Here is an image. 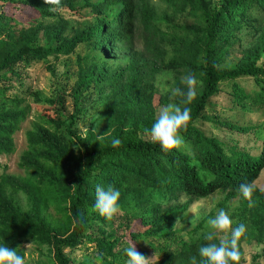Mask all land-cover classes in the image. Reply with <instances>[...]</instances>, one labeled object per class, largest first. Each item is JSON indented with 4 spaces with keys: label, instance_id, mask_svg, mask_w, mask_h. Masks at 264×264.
Wrapping results in <instances>:
<instances>
[{
    "label": "trees",
    "instance_id": "1",
    "mask_svg": "<svg viewBox=\"0 0 264 264\" xmlns=\"http://www.w3.org/2000/svg\"><path fill=\"white\" fill-rule=\"evenodd\" d=\"M165 2L174 11L186 9L196 22L178 27L183 32L178 48L161 64L164 50L157 42L162 39L153 27L152 11L145 0H61L54 11L44 0H0V155L13 151L12 134L29 110L22 105L23 96L8 91L18 69L33 61H56L81 43H89L108 58L112 49L126 47L131 35L138 32L144 36V52L153 72L179 69L182 79L189 73L197 78L196 98L182 104L183 97H168L148 85L136 54L131 53L123 81L101 98L98 117L104 127L102 138L95 139L91 132L80 138L67 126L68 140L59 131L62 122L58 116L39 115L25 133L27 147L17 164L24 176L0 174V245L16 248L22 257L21 242L46 245L55 264H72L65 250L88 243L104 264H123L125 254L118 250L122 237L113 236L114 218L106 220L94 210L96 185L119 190L120 214L126 218L121 228L128 237L123 241L130 246L132 240L147 239V245L159 256L157 264H192L193 257L196 264H207L199 254V247L207 243L203 239L204 219L181 232L172 229V222L191 201L218 191L225 192L224 199H237L240 214L233 227L243 223L248 229L241 239H259L264 227V192L256 188L249 207L238 189L241 183L253 182L264 168L263 131L220 121L213 110L210 118L203 112L206 108L211 111L208 102L222 84L228 86L232 104L242 108L246 104L264 105V64L257 63L264 53V21L252 30L251 46L242 57L231 67L220 66L239 41L237 34L251 27L247 11L254 6L264 13V0H220L215 7L207 0ZM71 17L82 25L74 26ZM42 38L45 45L38 44ZM99 72L95 64L83 69L73 93L106 75V70ZM244 77L253 84L248 91L236 82ZM182 79L175 80L173 89L186 92ZM169 102L190 108L191 122L187 131L181 132L183 146L165 153L140 134L153 125L155 106ZM198 119L235 132L243 144L235 141L227 145L205 134L195 124ZM250 133L253 140L247 146L243 136ZM113 139L120 140L118 147L112 146ZM15 193L23 195L25 208L18 205ZM181 196L187 198L182 205L178 204ZM48 209L58 216L52 217ZM89 223H95V230L89 229ZM106 228L111 231L106 233Z\"/></svg>",
    "mask_w": 264,
    "mask_h": 264
},
{
    "label": "rangeland",
    "instance_id": "2",
    "mask_svg": "<svg viewBox=\"0 0 264 264\" xmlns=\"http://www.w3.org/2000/svg\"><path fill=\"white\" fill-rule=\"evenodd\" d=\"M207 1L210 7H215L218 6L220 0ZM145 2L152 11L153 27L161 35L162 41L157 43L161 50H164L161 59V64H163L174 56L178 48L177 40L183 35V32L178 27L192 24L196 22V19L186 9L180 12L174 11L171 7L172 5L165 2V0H145ZM116 6L118 5L116 4ZM62 14L69 16L65 11ZM247 17L249 18V25L251 27L244 28L237 34L240 38L239 41L231 46L225 58L222 59L220 66H233L251 46L253 40L252 30L260 27L264 21V13L253 6L247 11ZM71 18L75 20L74 17ZM75 22L74 26L75 24L77 27L82 25L80 22ZM65 33L67 34L68 31L66 30ZM128 42V45L124 48L112 49L111 57L108 58L102 55V51L98 48H92L89 43H81L77 45L71 54L60 57L56 61H51L47 64L33 61L27 67L18 69L19 75L12 80V88L8 92L23 96L24 102L22 105H27L29 110L24 120L18 124L16 131L12 134L13 151L10 154L0 155V174L3 173L18 178L24 176V170L18 167L17 164L20 155L27 147L25 133L31 129L33 123L38 121L39 115L41 114L50 117L58 116L62 122V128L59 131L68 140L70 138L66 136L64 131V128L67 126H70L80 138H83L86 132H91L95 139H98V136H102L104 127L98 117L101 109V98L106 93H109L110 89L118 85L117 83L123 81L131 53L136 54L135 60L138 61L137 66H140V70L146 75L143 80L157 92L162 94L167 93L168 97L171 96V90L173 89L175 80L182 79L180 70L177 69L174 71L166 68H158V70L153 72L149 68L150 66H148L151 61L149 55L144 52V36L138 35V32H134ZM38 44L45 45V40L43 38L39 39ZM51 45H55L54 40H52ZM257 63L264 64V53H262ZM91 64L97 65L100 72L101 70H106V75L101 78L97 77L98 81L90 83L88 87H81L78 92L73 93L74 84L82 74V70L88 68ZM236 82L246 91L252 89L253 84L249 78H239ZM165 88L168 91H164L163 89ZM219 89L220 91L210 98L208 102L207 107L211 108V111L206 108L203 115L210 118L212 117L213 110L220 121L238 125H249L254 128L259 127L264 134V105L246 104L242 108L230 102L227 85L222 84ZM169 104L173 103L169 102ZM166 105L157 104L155 106V120L159 114V109ZM212 122L198 119L195 124L205 134L214 135L227 142V145L235 141L236 143L241 142L243 144L241 138L235 132L221 129L223 127H217ZM140 135L142 138L149 140L148 135ZM243 137L246 139V145L249 146L252 142L251 140H253L252 133L247 136L244 135ZM69 144L75 152L73 144ZM253 182L257 185V189L264 188V168L260 170L257 178ZM224 196V191H218L207 197L194 199L184 211L175 217V220L172 222L175 229L173 227L172 229L181 232L184 229H190L197 221H203L204 219L202 225L204 227L203 232L206 233L209 230L207 220L215 217L220 209L228 212L233 223L237 222L240 214V206L237 203V199H224ZM13 197L22 209L25 208V201L22 194L15 193ZM186 200V197L181 196L178 204L182 205ZM195 207H199L198 216L193 212ZM47 212L52 217L58 216L51 209H48ZM125 220L126 218H122L119 212L111 223L112 228L116 230L113 236L118 238L122 237V240L119 239L118 242V250L124 254V249L129 247L123 241L124 238L128 239L126 230L121 228ZM90 228L95 230V223H89ZM105 231L109 233L111 229L106 228ZM95 233L97 236H100L99 232L95 231ZM28 243H30V246L26 248L25 245ZM132 243L135 245L136 250L144 256L151 258L155 254L156 259H159L158 254L147 245V239L132 240ZM259 245H264L263 226L259 239L253 236L247 239H241L239 242L241 250L240 264H264V250L259 253L254 251ZM19 249L25 258V264H55L46 245L38 246L33 242L24 241L19 244ZM65 251L71 259L72 264L105 263L92 244L81 243L73 250L67 251L66 249ZM127 259L128 257L125 254L122 259L123 264H126Z\"/></svg>",
    "mask_w": 264,
    "mask_h": 264
},
{
    "label": "clouds",
    "instance_id": "3",
    "mask_svg": "<svg viewBox=\"0 0 264 264\" xmlns=\"http://www.w3.org/2000/svg\"><path fill=\"white\" fill-rule=\"evenodd\" d=\"M49 5V10H57L61 6V0H44ZM182 84L186 86L187 91L177 87L171 90L174 97H183L182 104H190L197 96V78L189 73L184 76ZM168 91L167 88L163 89ZM191 122V109L181 107L179 104H168L159 109V114L153 125L146 134L153 144H158L165 153L173 149H179L184 144L181 132H186ZM103 136V135H102ZM98 136V138H102ZM119 139H113L112 146L118 147ZM257 185L254 182L241 183L239 192L248 201L249 207L253 206L252 194ZM264 192V188H260ZM120 192L112 185L107 188L96 185L94 210L106 220L111 221L119 212L120 206L118 200ZM193 212L198 216L199 207H195ZM208 231L204 234L203 239L206 244L199 247V254L207 264H240L241 252L239 242L245 235L247 229L243 223L233 227V221L228 212L220 209L213 218L207 220ZM30 243L25 245L29 247ZM264 250V245L257 246L256 253ZM128 257L126 264H157L155 254L149 258L138 252L133 243L124 249ZM0 264H25V258L19 255L16 248L7 245H0ZM192 264H196V258H192Z\"/></svg>",
    "mask_w": 264,
    "mask_h": 264
}]
</instances>
